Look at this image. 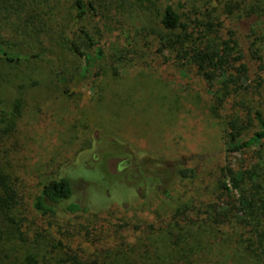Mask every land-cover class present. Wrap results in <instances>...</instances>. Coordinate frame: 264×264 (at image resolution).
<instances>
[{
	"label": "rangeland",
	"instance_id": "1",
	"mask_svg": "<svg viewBox=\"0 0 264 264\" xmlns=\"http://www.w3.org/2000/svg\"><path fill=\"white\" fill-rule=\"evenodd\" d=\"M126 1L122 13H104L109 34L88 18L95 44L80 45L95 58L89 67L41 31L31 38L38 57L14 63L0 57V172L14 195L9 213L16 220L0 215L12 246L9 262L257 264L242 215L216 187L226 119L235 114L247 122L245 136L255 129L253 110L264 120V0H170L182 17L207 7L210 20L220 23L211 38L233 32L241 58L227 72L243 75L238 81L247 88L232 97L247 112L217 104L192 69L158 52L162 0H117L111 8ZM224 2L237 8L226 14ZM51 3L35 6L46 11ZM70 6L71 0L57 2L65 27ZM251 41L258 60L250 55ZM9 43L20 45L16 38ZM259 150L263 155L264 141L229 159L253 164ZM180 167L193 169V176L179 178ZM60 176L70 179L71 200L85 212L36 215L30 205L37 190Z\"/></svg>",
	"mask_w": 264,
	"mask_h": 264
},
{
	"label": "trees",
	"instance_id": "2",
	"mask_svg": "<svg viewBox=\"0 0 264 264\" xmlns=\"http://www.w3.org/2000/svg\"><path fill=\"white\" fill-rule=\"evenodd\" d=\"M57 2L59 0H52L51 8L41 11L35 6L36 0H0V57L11 63L38 57L39 52L31 45L33 43L31 38L40 36L41 31L51 40L55 38L59 40L55 44L56 49L67 48L72 54L82 57L84 65L89 67L95 58L85 52L80 45L82 42L90 46L95 44L88 31V18L97 19L101 24L98 30L102 28L106 34H109L111 23L105 20L104 13L111 10L113 14L122 13L128 6L127 1L125 4L122 2L111 8L112 3H116L117 0H71V6L65 13L68 14L70 25L65 27L59 24L62 17L58 16ZM224 3L221 6L222 10L225 8L226 14L237 8L235 4L227 5L226 8ZM105 5L110 7L103 9ZM172 5L170 0H162L158 18L162 29L157 34L158 52L165 53L166 61L169 60L172 65L192 69L211 89L217 104L222 107L235 105L236 108L247 112L244 107L238 106L232 97L233 93L246 90L247 85L238 81L243 75H232L227 72L233 63L241 58L238 51H233L237 44L233 32L228 30L226 37L219 38L216 35L211 38L210 33L216 32L215 29H218L220 23L210 20L212 16L207 15V7L203 11H192L182 17ZM216 8L213 7L214 10ZM110 20L113 21V15ZM73 33L78 34V41L72 37ZM125 37L123 36V39ZM11 38H16L20 45L9 43ZM5 44L11 48L4 46ZM22 46L24 49H19ZM248 48L254 59H260L258 48L254 47L252 41L249 42ZM95 49L96 55L101 56V47L96 46ZM55 56V64L59 65L62 56L58 53ZM237 72H243L242 65L238 67ZM252 117L255 129L249 136L243 134L247 122L242 118L234 114L226 119L222 135L224 163L219 168L216 189L218 197L223 200L232 199L236 204L231 206L242 215L245 223L242 225L254 242V247L249 250L256 252L259 258L257 264H264V186L260 182L264 154L262 155V151L259 150L258 161L253 164L244 161L232 163L229 159L233 154H243L253 145L264 141V120L260 112L253 110ZM176 174L179 178H187L193 176L194 171L191 168L180 167L176 169ZM5 177L0 172V215L5 216L8 222L13 224L16 220L9 210L15 204L14 195L9 191ZM72 195L73 187L68 177L53 178L40 186L30 208L36 215L51 217L57 214L85 212V208L79 202L71 200ZM163 195L167 193L163 191ZM8 246L12 247L10 239L0 226V264L12 263L9 262L12 259V248L8 249ZM20 264H37V261L32 257H26Z\"/></svg>",
	"mask_w": 264,
	"mask_h": 264
}]
</instances>
